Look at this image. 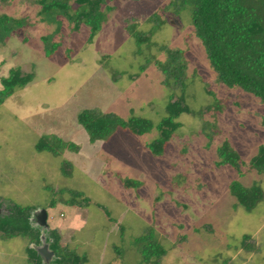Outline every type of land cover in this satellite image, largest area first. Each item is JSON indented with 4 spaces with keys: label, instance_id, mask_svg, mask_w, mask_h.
<instances>
[{
    "label": "rangeland",
    "instance_id": "1",
    "mask_svg": "<svg viewBox=\"0 0 264 264\" xmlns=\"http://www.w3.org/2000/svg\"><path fill=\"white\" fill-rule=\"evenodd\" d=\"M17 2L0 13L31 21L0 46V79L13 67L35 77L0 104V211L10 204L45 209L46 227L60 234L62 246L85 254L86 264H137L131 239L148 226L167 250L162 264H264V198L246 212L233 208L228 191L238 179L245 186L259 184L264 195V172L245 165L239 176L229 166L215 165V147L223 139L245 163L264 145V104L216 81L188 13L165 9L170 0H105L103 9L112 10L90 43L85 26L73 31L62 19L54 36L60 46L46 58L40 38L54 27ZM153 12L162 20L158 29L146 21ZM128 17L137 18V30L148 39L139 53L124 30ZM161 45L184 51L186 102L197 115L178 118L181 126L159 156L145 147L157 130L142 137L117 130L106 141L89 143L76 122L84 108L155 124L166 116L170 92L152 65L140 67L146 59H163ZM205 121L215 124L209 147ZM50 134L74 142L79 151L58 156L36 151L39 137ZM63 161L72 163L66 167L70 175L62 174ZM125 179L141 186L126 188ZM62 188L81 192L87 206L60 204L67 195L52 192ZM52 198L56 205L49 208ZM244 236L249 239L243 245ZM26 246L21 238H0V264H26Z\"/></svg>",
    "mask_w": 264,
    "mask_h": 264
},
{
    "label": "trees",
    "instance_id": "2",
    "mask_svg": "<svg viewBox=\"0 0 264 264\" xmlns=\"http://www.w3.org/2000/svg\"><path fill=\"white\" fill-rule=\"evenodd\" d=\"M13 1L0 0V9L5 10L12 6ZM104 3L105 0H18L17 5L32 8L36 20L48 27H54L52 32L40 38L44 56L50 58L60 46L54 41V36L60 30L62 19L73 31L85 26L89 32L87 41L90 43L105 23L107 11L112 10L108 6L103 9ZM165 9H172L177 14L182 11L188 13L193 33L199 39L219 84L229 89H239L264 104V0H170ZM30 21L29 16L1 12L0 46L5 45L15 31L28 25ZM137 21L134 17L124 19V30L134 40L136 53H139L141 45L148 43V39L142 31L137 30ZM146 21L153 23L156 29L162 25V20L156 12L151 13ZM159 49L163 59H146L140 67L143 70L152 65L161 76V85L170 92L166 116L155 124L138 116L124 118L113 112L102 111L98 107L84 108L77 113L76 122L86 132L89 143L106 141L117 130H126L138 137L157 130L158 137L145 143V147L153 155L159 156L180 128L178 118L182 114L197 115L186 102L188 64L184 51L165 45H161ZM34 77L33 72L23 73L20 67L10 68L7 76L0 79V104L17 90L25 88ZM214 128V123L205 121L202 124L207 147L213 144ZM35 149L58 156L65 150L76 153L79 146L50 134L40 136ZM215 156L217 167L229 166L239 176L241 167L245 165L259 174L264 172V145L258 146L256 154L245 163L229 141L223 139L215 147ZM66 167L71 168L72 163L63 161L61 166L62 174L70 175L71 172L67 171ZM123 185L126 188H139L141 182L125 179ZM228 191L235 200L233 208H241L246 212L253 211L264 198L259 184L245 186L238 179L229 183ZM52 194L60 197L66 194L67 198L59 199L60 204L65 206L84 208L88 204V199L77 190L62 188ZM55 205L56 202L52 198L48 207L54 208ZM36 210L33 206L10 204L0 211V238H21L27 241L26 264H86L85 254H78L74 249L60 244V234L56 230L36 225ZM247 239L248 236L243 237V245ZM130 244L139 255L137 264H162V259L167 253L152 226L145 227L132 237ZM43 245H47L48 251L52 253L48 261L38 253V248Z\"/></svg>",
    "mask_w": 264,
    "mask_h": 264
},
{
    "label": "water",
    "instance_id": "3",
    "mask_svg": "<svg viewBox=\"0 0 264 264\" xmlns=\"http://www.w3.org/2000/svg\"><path fill=\"white\" fill-rule=\"evenodd\" d=\"M35 215H36V224L39 227L47 228L46 225H45V221H46V218H47L46 211L44 209L38 210V211L35 212ZM38 253L41 256H43V258L46 261H48L51 258V256H52V253L50 251H48L47 245H43L42 247L38 248Z\"/></svg>",
    "mask_w": 264,
    "mask_h": 264
}]
</instances>
